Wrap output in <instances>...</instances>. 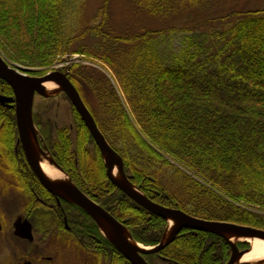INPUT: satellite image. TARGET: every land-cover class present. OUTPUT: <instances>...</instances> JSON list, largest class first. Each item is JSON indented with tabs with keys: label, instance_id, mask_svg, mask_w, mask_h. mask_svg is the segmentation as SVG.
Returning <instances> with one entry per match:
<instances>
[{
	"label": "trees",
	"instance_id": "1",
	"mask_svg": "<svg viewBox=\"0 0 264 264\" xmlns=\"http://www.w3.org/2000/svg\"><path fill=\"white\" fill-rule=\"evenodd\" d=\"M133 1L157 16L196 2ZM78 3L0 0V54L11 63L43 68L33 75L46 73L67 54L104 63L114 71L123 94L93 65L74 62L68 76L122 157L132 183L164 206L264 229V10L231 12L233 19L221 23L223 30L216 32L213 25V34L191 32L176 51L159 46L160 35L186 28L149 29L131 36L90 29V20L99 25V14L85 16L90 27L79 25ZM104 15L106 22V9ZM87 36L96 38L92 46L85 44ZM1 95L14 92L0 78ZM71 110L72 123L61 125L53 119L51 107L42 105L34 113L54 159L83 192L123 222L136 241L158 244L168 221L110 181L98 145L72 105ZM1 131L0 147H7L12 160L18 137L15 108L0 102ZM33 179L38 183L30 174ZM41 188L45 207L32 213L39 232L68 243L84 236L94 244L90 238L95 236L110 257L116 253L124 264H131L82 208L62 200L52 209L47 204L54 202L53 195ZM145 256L150 264H226L231 246L214 233L185 228L162 250Z\"/></svg>",
	"mask_w": 264,
	"mask_h": 264
},
{
	"label": "water",
	"instance_id": "2",
	"mask_svg": "<svg viewBox=\"0 0 264 264\" xmlns=\"http://www.w3.org/2000/svg\"><path fill=\"white\" fill-rule=\"evenodd\" d=\"M19 70L28 73L34 71L26 67H21ZM19 70L10 66L0 54V78L6 81L14 92L13 96L1 95L0 101L15 108L18 138L31 167L45 188L57 199H64L82 208L95 221L107 240L131 264H150L145 255L162 250L185 228L206 231L223 237L231 246V256L226 264H264V260L258 263L242 262L241 258L250 249H241L238 244L239 241H246L242 240L243 238L264 240V229L196 217L179 208L167 207L153 201L132 183L125 171L122 157L109 144L79 90L67 74L61 70H53L42 75H32ZM48 81L55 82L59 88L48 91L45 86ZM59 92H64L67 95L88 127L101 151L110 181L136 203L169 222L168 229L166 228L161 241L155 246L148 247L136 241L130 229L83 192L47 151V144L40 136L34 121L35 96L38 94L43 97H51ZM42 159H47L50 164L64 174L65 178L50 179L42 169ZM115 170H117V174L114 173ZM16 227V234L32 239V225L28 220L23 223L22 227ZM21 228H25V231H21Z\"/></svg>",
	"mask_w": 264,
	"mask_h": 264
},
{
	"label": "rangeland",
	"instance_id": "3",
	"mask_svg": "<svg viewBox=\"0 0 264 264\" xmlns=\"http://www.w3.org/2000/svg\"><path fill=\"white\" fill-rule=\"evenodd\" d=\"M78 4L79 5L76 8V22H78L79 25H86L88 23H86L87 20L85 16L87 18H93L97 14H99V25H95V23L92 25L90 20L91 27L89 23L88 26L90 27V29H108V31L111 30L112 34H125L131 36L132 34L141 33L149 29L160 31L162 29H169L170 26H179L178 28H186L185 30L172 32L171 34L165 33L164 35H160L159 46H167L163 49L171 48L176 51L181 48V42L184 40L185 35H189L191 34V32L203 33L207 31V33L205 34H213L214 31L211 28L213 25H217L216 27L219 29L216 32L223 30L224 26L222 27L221 23L226 22L227 20L231 21L233 19L229 17V14L231 12L250 9L264 10V0H209L207 3H204L203 0H196V2H192V5H189L188 2V6L186 5V7L184 8H180L179 10L173 13L166 14L163 16L153 15L152 13L139 8L133 0H107V2L106 0H79ZM105 9L108 12L106 22L103 21L105 16ZM224 17H226L227 19H224ZM201 22L203 23L197 26V23ZM95 40L96 38L94 36H87L84 42L86 45L92 46ZM8 62L10 66L16 67V69L19 66L26 67L34 71H40L43 69L34 68L21 62ZM74 62L89 64L99 68L107 75V77L110 79V81L118 90V92L120 94H123L122 87L119 84V81L114 71L100 61L92 60L89 58H82L78 54H67L66 56H64V58L54 62L49 68V70H61L62 72L68 75V71L70 70V67L73 65ZM29 74H31V72ZM87 91L89 92V90ZM90 94L89 97L91 98ZM49 98H52L53 100H48V98L46 99V97L36 95L34 101V113H37L40 108H42V105L46 109L51 107L53 109L52 117L58 125L72 123V103L69 98L65 96V93L59 92ZM2 132L3 131H1L0 134H3ZM168 227L169 222L167 225V229ZM53 235H44V244H41L38 241L36 243H28L27 246L30 250V256L32 254L33 249H37L36 245H41L40 247H43V255H54L55 262L53 260L39 261L38 256L35 254L31 256L33 257L32 259H34V264H42L43 261L44 264H78V257L77 255H75L74 251L71 255L72 251L70 252L68 246L55 244V242H57L56 240H59L65 245H67L68 242H63L62 240L58 239L56 236ZM244 242L248 243L246 244L247 246H245V244H241L240 248L251 249L250 242L239 241L238 244Z\"/></svg>",
	"mask_w": 264,
	"mask_h": 264
},
{
	"label": "flooded vegetation",
	"instance_id": "4",
	"mask_svg": "<svg viewBox=\"0 0 264 264\" xmlns=\"http://www.w3.org/2000/svg\"><path fill=\"white\" fill-rule=\"evenodd\" d=\"M41 145L43 146V144ZM2 147H0V264H34V259L31 256L35 254L39 261H54V255L42 254L43 247H40L41 245H36L37 249H33L31 256L27 246L29 242L36 243L37 241L44 244L45 234L37 229V220L32 213L34 209L38 212L45 207L44 193L41 188V186L43 188L45 186L31 167L18 137L13 146L14 159L10 160L7 155V147ZM46 149L52 155L48 146ZM30 174L34 175L39 184L34 179L29 180ZM53 197L54 202L47 205L52 209L60 207L61 201L64 199H57L54 195ZM26 220L32 225V239L16 234V226L22 227ZM64 225L66 229H70L66 217ZM21 231H25V228H21ZM74 238L69 240L72 244L69 242L67 245H60L68 246L70 252L72 251L71 255L73 251L75 252L78 264H124L121 255L112 253L113 256L110 257L107 246L96 241L95 236L90 238L95 241L94 244L84 236L82 239L76 238L77 240H75ZM157 256L160 257L159 254ZM145 258L148 261L146 256ZM43 262L42 264H44Z\"/></svg>",
	"mask_w": 264,
	"mask_h": 264
},
{
	"label": "bare ground",
	"instance_id": "5",
	"mask_svg": "<svg viewBox=\"0 0 264 264\" xmlns=\"http://www.w3.org/2000/svg\"><path fill=\"white\" fill-rule=\"evenodd\" d=\"M45 86L48 91H54L55 89L59 88V85H57L55 82H52V81L46 82ZM41 166L45 174L50 179L55 180V179L65 178L64 174L60 170H58L55 166L50 164V162L47 159L41 160ZM114 173L117 174V170H115ZM242 240L249 241L251 244L250 251L246 252L241 258L242 262L258 263L261 260H264V240L263 239L243 238Z\"/></svg>",
	"mask_w": 264,
	"mask_h": 264
},
{
	"label": "built area",
	"instance_id": "6",
	"mask_svg": "<svg viewBox=\"0 0 264 264\" xmlns=\"http://www.w3.org/2000/svg\"><path fill=\"white\" fill-rule=\"evenodd\" d=\"M18 68H19V69H21V67H20V66H19Z\"/></svg>",
	"mask_w": 264,
	"mask_h": 264
}]
</instances>
